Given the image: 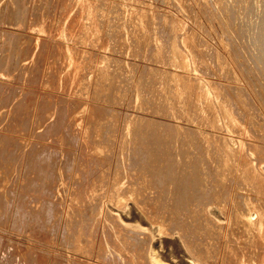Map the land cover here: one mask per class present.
I'll list each match as a JSON object with an SVG mask.
<instances>
[{
    "label": "rangeland",
    "instance_id": "1",
    "mask_svg": "<svg viewBox=\"0 0 264 264\" xmlns=\"http://www.w3.org/2000/svg\"><path fill=\"white\" fill-rule=\"evenodd\" d=\"M0 264H264V0H0Z\"/></svg>",
    "mask_w": 264,
    "mask_h": 264
}]
</instances>
